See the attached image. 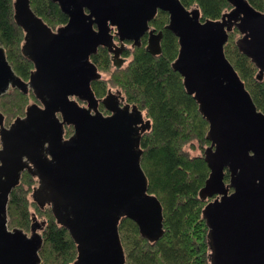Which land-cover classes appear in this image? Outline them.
Segmentation results:
<instances>
[{"label": "water", "instance_id": "water-1", "mask_svg": "<svg viewBox=\"0 0 264 264\" xmlns=\"http://www.w3.org/2000/svg\"><path fill=\"white\" fill-rule=\"evenodd\" d=\"M17 1V25L27 34L24 50L35 71L28 83L20 82L0 45V98L11 89L32 90L41 106H32L8 128L0 117V264L42 261L43 237L34 225L28 236L9 224L11 195L30 165L40 181L34 199L69 229L79 250L75 264H124L122 217L150 240L161 235L163 208L149 194L138 151L143 114L107 100L103 103L113 115L99 113L91 83L100 77L90 62L116 29L122 44L111 54L121 69L124 42L139 46L159 11L169 15L167 28L179 39L173 71L195 94L210 124V176L200 198L218 197L204 213L212 263L264 264V113L224 52L237 28L240 48L264 75V12L235 0L221 21L202 23L180 0H53L69 18L55 33L32 13L29 0ZM162 39L163 32L150 31L147 52L160 56ZM74 98L88 102V108ZM65 125L74 127L67 140ZM226 169L232 173L228 186Z\"/></svg>", "mask_w": 264, "mask_h": 264}, {"label": "trees", "instance_id": "trees-1", "mask_svg": "<svg viewBox=\"0 0 264 264\" xmlns=\"http://www.w3.org/2000/svg\"><path fill=\"white\" fill-rule=\"evenodd\" d=\"M186 9L197 14L202 23L219 22L234 9L235 0H180ZM256 11L264 12V0H245ZM33 14L57 33L69 18L53 0H29ZM17 0H0V45L18 80L28 83L35 71L34 62L25 54L27 34L17 25ZM169 15L159 11L151 22L157 32H163L162 54L153 57L146 49L128 50L130 58L122 69L112 66L111 49L118 45L116 29H111L112 41L101 46L90 57L98 68L97 80L91 91L99 100L108 91H119L127 107L143 113L146 128L138 138L142 167L149 180V194L156 197L163 208V229L155 239L142 235L139 226L122 217L118 226L124 264H213L211 236L204 213L217 196L203 202L200 192L210 176L207 151L212 146L210 124L195 94H191L185 80L173 71L180 52L179 39L169 30ZM224 52L245 85L257 110L264 113V75L239 46L242 38L237 28L229 33ZM35 105H41L32 90L11 89L0 98V117L6 128L16 119L26 116ZM74 133L73 126L64 127L65 140ZM232 173L226 169L224 181L228 186ZM40 181L30 165L21 174L9 204L10 228L33 234L32 226L43 237L40 264H75L78 246L69 229L59 224L49 206L34 199Z\"/></svg>", "mask_w": 264, "mask_h": 264}, {"label": "flooded vegetation", "instance_id": "flooded-vegetation-1", "mask_svg": "<svg viewBox=\"0 0 264 264\" xmlns=\"http://www.w3.org/2000/svg\"><path fill=\"white\" fill-rule=\"evenodd\" d=\"M150 31H155L156 33H160V32H157V30H156V28L150 23V29H149V32ZM149 32L141 39V41L143 40V39H146V41H147V43H146V46H145V49H146V47L148 46V40H149ZM163 40V39H162ZM141 41L139 42V46H137L136 48H141L142 47V45H141ZM121 44H122V42L120 41V39H119V43H118V45L117 46H121ZM124 45L127 47V49H126V51H124L123 52V54L120 56V59H122V60H124L125 61V63H124V65H123V67L121 68V69H119V70H117L116 68H115V66H114V59H113V56H111L112 57V66L117 70V71H122V69L125 67V65L127 64V62H128V60H129V58L131 57L130 56V54H132V53H128V50H135V48L133 47L134 45H135V43L134 42H124ZM147 51V50H146ZM154 57V56H153ZM158 57V56H157ZM177 61V60H176ZM175 61V62H176ZM174 62V63H175ZM73 100H75L76 102H77V104H78V106L79 107H81V108H83V109H87L88 108V102H86V101H82V100H80V99H78V98H74ZM97 100V99H96ZM105 100H107L108 101V103L110 104V103H114V102H116V103H118L119 104V106L122 108V109H124V110H127V109H129V110H132L133 111V109L135 108V107H127V103H126V101H125V98L122 96V93L121 92H119V91H112V90H109L108 91V96L107 97H104V98H102V99H99V100H97V102H98V106H97V111L99 112V113H101L104 117H110V116H112L113 115V113L111 112V111H109L108 109H107V106L103 103V101H105ZM41 106V105H40ZM136 111H138V110H136ZM143 114V113H142ZM143 119H144V122L139 126V130H140V133H141V131H143V130H145V126H146V119L144 118V116H143ZM5 127V126H4ZM6 128V127H5ZM2 127H0V133H1V131H2ZM2 148V146H1V140H0V149Z\"/></svg>", "mask_w": 264, "mask_h": 264}]
</instances>
